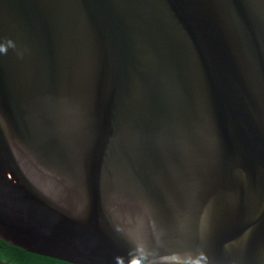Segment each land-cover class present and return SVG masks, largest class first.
<instances>
[{
    "label": "water",
    "instance_id": "95a60500",
    "mask_svg": "<svg viewBox=\"0 0 264 264\" xmlns=\"http://www.w3.org/2000/svg\"><path fill=\"white\" fill-rule=\"evenodd\" d=\"M0 239L264 264V0H0Z\"/></svg>",
    "mask_w": 264,
    "mask_h": 264
},
{
    "label": "trees",
    "instance_id": "16d2710c",
    "mask_svg": "<svg viewBox=\"0 0 264 264\" xmlns=\"http://www.w3.org/2000/svg\"><path fill=\"white\" fill-rule=\"evenodd\" d=\"M0 264H72L27 252L0 239Z\"/></svg>",
    "mask_w": 264,
    "mask_h": 264
}]
</instances>
